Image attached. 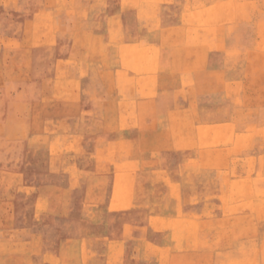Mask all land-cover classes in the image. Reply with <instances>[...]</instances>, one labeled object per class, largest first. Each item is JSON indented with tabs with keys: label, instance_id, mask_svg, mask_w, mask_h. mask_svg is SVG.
I'll list each match as a JSON object with an SVG mask.
<instances>
[{
	"label": "rangeland",
	"instance_id": "1",
	"mask_svg": "<svg viewBox=\"0 0 264 264\" xmlns=\"http://www.w3.org/2000/svg\"><path fill=\"white\" fill-rule=\"evenodd\" d=\"M0 264H264V0H0Z\"/></svg>",
	"mask_w": 264,
	"mask_h": 264
}]
</instances>
